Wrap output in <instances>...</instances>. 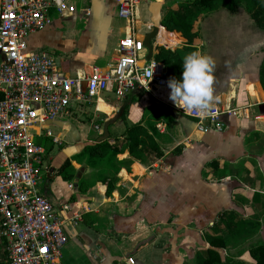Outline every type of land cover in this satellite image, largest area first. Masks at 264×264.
Returning a JSON list of instances; mask_svg holds the SVG:
<instances>
[{
	"label": "crops",
	"instance_id": "crops-1",
	"mask_svg": "<svg viewBox=\"0 0 264 264\" xmlns=\"http://www.w3.org/2000/svg\"><path fill=\"white\" fill-rule=\"evenodd\" d=\"M69 1L74 4V0ZM149 1L145 6L151 18ZM156 1L162 4L164 18L193 0ZM90 2L86 17L82 11L51 15L55 22L78 12L77 21L86 27L81 34L87 28L96 30L97 42L92 49L77 47V52L59 43L60 33L52 24L29 38L30 48L52 51L59 67L70 74L88 72L93 66L109 69L118 56L119 41L128 33L127 23L117 15L116 0ZM163 30L169 34L168 46L159 42ZM194 32L189 40L161 26L157 44L178 52L198 85L195 94L199 99L232 110L222 117L224 129L204 130L195 119L177 110L169 108L166 112L162 105H170L155 97V91L136 90L122 101L107 94L109 101L104 103L113 111L107 114L96 108L105 120L95 124L100 132L109 126L106 140L115 143L120 138L114 129L121 107L130 97L133 101L127 119L132 125L151 130L148 118L152 112L165 117L153 124L162 154L149 152L139 160L125 149L118 159L132 163L120 166L115 173L111 167L84 168L72 159L78 171L72 180L59 172L67 160L57 165L56 156L51 158L39 188L66 220L68 241L58 264H195L198 252L210 248L204 233L230 211L258 221L261 228L247 242L218 251L223 260L230 257L256 264L248 248L252 243H264V86L260 79L264 29L258 28L243 8L234 12L220 8L199 18ZM107 47H111L112 58L106 64H97L96 60L108 53ZM55 49L74 52L79 64L71 67ZM153 52H158L156 44ZM159 91L176 97L172 89L169 94L161 88ZM135 97L139 101H134ZM73 131L79 133L77 128ZM212 162L219 163L217 170ZM215 171L223 179L216 181ZM107 182L112 185L110 193Z\"/></svg>",
	"mask_w": 264,
	"mask_h": 264
},
{
	"label": "built area",
	"instance_id": "built-area-1",
	"mask_svg": "<svg viewBox=\"0 0 264 264\" xmlns=\"http://www.w3.org/2000/svg\"><path fill=\"white\" fill-rule=\"evenodd\" d=\"M147 0H116L117 15L127 23L118 56L109 69L93 66L70 74L56 63L55 54L32 49L29 38L52 22V12L72 15L69 0H1L0 4V262L1 264H58L68 241L66 220L39 184L48 156L40 142L51 140V125L69 128L77 107L113 94L119 101L136 90L158 91L172 85L165 67L154 56L148 60L144 36L137 32V9ZM137 19V20H136ZM172 91L173 87H172ZM162 103L163 98L155 94ZM167 103L195 119L202 129L221 131L223 109L196 94ZM57 122V123H56ZM70 189L74 188L69 183Z\"/></svg>",
	"mask_w": 264,
	"mask_h": 264
},
{
	"label": "trees",
	"instance_id": "trees-1",
	"mask_svg": "<svg viewBox=\"0 0 264 264\" xmlns=\"http://www.w3.org/2000/svg\"><path fill=\"white\" fill-rule=\"evenodd\" d=\"M226 9L234 12L240 8L245 9L255 25L264 29V0H193L181 4L175 11H171L164 19V26L171 31H178L183 36L191 40L195 36V22L217 9ZM154 58L162 62L165 67L164 76L172 85L173 92L178 97H187L195 94L197 83L191 74L187 71L186 64L176 50L160 46L157 48ZM260 79L264 86V63L261 69ZM166 94L171 91L170 88H161ZM130 98V97H129ZM127 98L121 107L118 115L119 120L126 121L130 102L133 100ZM129 100V101H128ZM103 124V121L100 122ZM148 130L140 124H133L126 128L125 133L115 143L103 140L100 143L89 145L83 148L73 160L77 161L84 168H105L111 167V170L118 171L122 165L129 166L132 160H119L118 155L127 149L133 158L143 160L149 152H155L157 156L161 155V148L157 142L154 133L156 129L151 124ZM217 170L218 162L210 164ZM60 174L67 180L76 179L78 171L72 165L71 160H67L59 169ZM116 177V176H115ZM216 181L223 179L224 176L218 177L214 173ZM114 181L117 179L114 178ZM85 182H81V189L84 190ZM108 191H112L111 183H108ZM86 187V186H85ZM261 224L258 221L239 217L237 213L230 211L223 213L216 224L204 233L205 240L209 243L210 248L201 250L196 256L195 264H245L233 258L227 257L223 260L219 249H225L229 245H237L247 242L254 237L260 230ZM249 253L256 261V264H264V243H252L249 246Z\"/></svg>",
	"mask_w": 264,
	"mask_h": 264
},
{
	"label": "rangeland",
	"instance_id": "rangeland-1",
	"mask_svg": "<svg viewBox=\"0 0 264 264\" xmlns=\"http://www.w3.org/2000/svg\"><path fill=\"white\" fill-rule=\"evenodd\" d=\"M74 5L76 6L77 11L80 12L82 11L81 13L83 14V16L86 17L91 7V2L90 0H74ZM78 16L79 15L77 12L70 19H65L63 21L58 20L59 22L57 20L55 22H51L52 24L51 27H53L55 31L60 33L58 37L59 43L68 45L71 48L76 49L75 51L77 52H78L77 47L90 50L93 48L94 45H96L95 43L97 42L96 30H94L93 28L89 30L87 28V31L84 32L85 34H81L82 29L84 28L86 29V27L81 25L80 23L81 21H77V18H79ZM165 17L163 18V22ZM137 19L136 20L139 22L137 24V32L139 34H143L145 36V34L152 31L154 24L151 21L150 15L148 13L144 1H142L141 4L138 6ZM162 26H164V24ZM161 36L162 35L160 34L159 42L164 43L162 41L163 36L162 37ZM157 37H155L153 40V44H156V48L163 46L157 44ZM106 49L107 50L109 49L108 53L106 51L105 55L102 56V59L96 60L97 64H102V63L106 64L112 58L111 55L113 53L111 51V47H107ZM55 50H57L56 52L57 55L63 58L65 62L71 67H73L74 64H79L77 59H75V56L73 54L74 52L71 53L70 50H64V51H60L59 49H55ZM56 63L58 66L60 65L59 61H56ZM92 65H96V64L93 63ZM100 97L103 99V101L100 100L98 102L97 104L98 110L110 114L113 111V109L104 103V102L108 103L109 100L106 98L105 94L101 95ZM134 101H139L138 97L137 98L135 97ZM162 107L167 108L166 112H168L169 108L170 110L176 111V109H174L172 106L170 107L163 104ZM77 111L79 114L74 115V119L68 118L69 120H67L69 123H72L70 129L64 128L61 125L50 126L53 136H57L61 140L62 144H54L51 140L48 139L40 140V142L48 150V156L45 159L44 168L45 165L49 164L51 158L56 156L55 163L59 165V163L63 162L64 158L65 160H72L76 155L75 153L76 150H80V149L83 150V148H85L86 146L94 145L95 140H97V138H103L104 133L100 132L99 126L98 125L95 126V124L105 120V115L101 112L96 111V98L93 100V102L86 103L85 105H83L82 108L80 106L77 107ZM161 118H165V117H163L161 114L152 112V114L148 118L150 121L149 124L150 123L155 124ZM117 121H118L117 122L118 125L114 129V134L117 137H121V135L125 133L126 128L132 126V123H129L128 119L126 121H122L119 120L118 118ZM75 128L78 129V132L82 134V136H79L78 135L79 133H77V135L75 134V132L73 131V129ZM64 150H67V153H65ZM71 151H74L75 155ZM62 164H64V162Z\"/></svg>",
	"mask_w": 264,
	"mask_h": 264
},
{
	"label": "water",
	"instance_id": "water-1",
	"mask_svg": "<svg viewBox=\"0 0 264 264\" xmlns=\"http://www.w3.org/2000/svg\"><path fill=\"white\" fill-rule=\"evenodd\" d=\"M0 4H1V0H0ZM161 6L162 4L159 1H156V0L149 1V8H150L149 11L151 13V21L154 24V26H153L152 31L145 34L144 36V45L148 51V54H147L148 60H150L154 56L153 40L155 37H157L160 27L163 25V16H162V11H161L162 10ZM56 125H58V123ZM70 128L71 127H69L68 129ZM102 132L104 133L103 138H100L96 143H100L101 141L106 140V138L109 136V126H105Z\"/></svg>",
	"mask_w": 264,
	"mask_h": 264
},
{
	"label": "bare ground",
	"instance_id": "bare-ground-1",
	"mask_svg": "<svg viewBox=\"0 0 264 264\" xmlns=\"http://www.w3.org/2000/svg\"><path fill=\"white\" fill-rule=\"evenodd\" d=\"M161 35L163 36V38H162V41L164 42V43H162V44H165V45H169V34L165 31V30H163L162 32H161ZM161 36V37H162ZM161 43V42H160ZM171 43H172V41H171ZM161 88H170V89H172V87L171 86H166V87H161ZM155 94H157V95H159L161 98H163V101L164 102H166V103H175L176 101H177V98L176 97H174L172 94H169V95H165V94H163L161 91H156L155 92Z\"/></svg>",
	"mask_w": 264,
	"mask_h": 264
}]
</instances>
